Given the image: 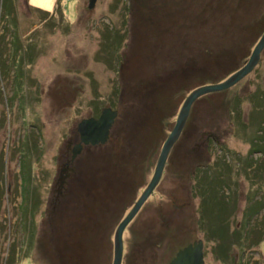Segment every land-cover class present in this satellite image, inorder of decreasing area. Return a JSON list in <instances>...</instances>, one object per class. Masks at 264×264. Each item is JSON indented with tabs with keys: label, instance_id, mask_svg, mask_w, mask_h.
I'll use <instances>...</instances> for the list:
<instances>
[{
	"label": "rangeland",
	"instance_id": "obj_1",
	"mask_svg": "<svg viewBox=\"0 0 264 264\" xmlns=\"http://www.w3.org/2000/svg\"><path fill=\"white\" fill-rule=\"evenodd\" d=\"M26 3L0 0V264H111L184 98L246 62L264 0ZM107 106L109 139L76 156L61 189L67 139ZM121 239L120 264H167L198 239L203 264H264V47L193 101Z\"/></svg>",
	"mask_w": 264,
	"mask_h": 264
},
{
	"label": "water",
	"instance_id": "obj_2",
	"mask_svg": "<svg viewBox=\"0 0 264 264\" xmlns=\"http://www.w3.org/2000/svg\"><path fill=\"white\" fill-rule=\"evenodd\" d=\"M95 0H88V7L91 8L94 5ZM264 47V31L256 44L253 46L248 59L246 62L230 75H228L225 79L215 82L209 83L205 85H199L194 87L184 98L178 112L176 115V119L173 127L168 133L166 139L164 140L160 152L158 154L152 178L149 183L139 195L137 200L134 202L128 213L125 217L120 221L117 225L114 236H113V258L111 264H120L122 257V232L128 222L133 218L139 207L151 193L152 189L155 187L158 182L161 173L163 171V167L169 152V149L176 138L179 136L180 131L185 123L187 115L189 113V109L191 104L195 99L200 97L203 94L220 91L226 89L237 82L241 77L247 74L252 68L256 65L260 52ZM117 116V110L112 109L111 107H104L101 109L99 115L94 117L82 118L78 123V128L81 133L80 135V143H77L73 147V154L78 152L81 147V143L83 144H103L107 141L109 136V130ZM88 132V133H87ZM167 264H203V243L201 239L195 240L187 245L183 246L179 250L176 251L174 256L168 261Z\"/></svg>",
	"mask_w": 264,
	"mask_h": 264
},
{
	"label": "flooded vegetation",
	"instance_id": "obj_3",
	"mask_svg": "<svg viewBox=\"0 0 264 264\" xmlns=\"http://www.w3.org/2000/svg\"><path fill=\"white\" fill-rule=\"evenodd\" d=\"M99 115V114H98ZM98 115L96 116H88V117H94L96 118ZM117 117V116H116ZM87 118V117H86ZM116 119V118H115ZM115 121V120H114ZM79 123V122H78ZM78 123L76 125V128H75V135H76V138L75 140H70V139H67V142H66V151H63L60 153V160H59V173H58V176H57V180H56V184L57 186H59L61 189L64 188V184H65V180H67V178H69L71 176V173L73 172V168L71 167V164L73 163V161L75 160L76 156L79 155L81 153V151L83 149H89V147L91 146H95L97 144H90V143H87V144H83L81 143V147L79 148L78 152L75 154V156L73 157L72 154H73V147L74 145H76L77 143H80V131H79V128H78ZM114 124V122H113ZM112 124V126H113ZM111 126V127H112ZM111 129V128H110ZM88 133V132H87ZM109 134H110V130H109ZM108 139H109V136H108ZM107 139V140H108ZM104 144V143H103ZM60 188L58 189V193H60ZM143 190V189H142ZM153 192V189L151 191V193ZM141 194V193H140ZM139 194V195H140ZM150 195V194H149ZM148 195V196H149ZM139 197V196H138ZM137 197V198H138ZM135 202V201H134ZM133 202V204H134ZM132 204V205H133ZM132 207V206H131ZM130 207V208H131ZM141 207V206H140ZM139 207V208H140ZM139 210V209H138ZM137 210V211H138ZM137 213V212H136ZM135 213V214H136ZM134 217V216H133ZM130 222V221H129ZM128 222V223H129Z\"/></svg>",
	"mask_w": 264,
	"mask_h": 264
},
{
	"label": "crops",
	"instance_id": "obj_4",
	"mask_svg": "<svg viewBox=\"0 0 264 264\" xmlns=\"http://www.w3.org/2000/svg\"><path fill=\"white\" fill-rule=\"evenodd\" d=\"M26 2H27L26 3L27 6L30 7L31 9L32 8H35L38 11H41L42 12V9H40V7H41L40 4L43 2V0H26ZM58 5L60 7V4H58ZM45 13H46V11H45ZM46 14H48V13H46Z\"/></svg>",
	"mask_w": 264,
	"mask_h": 264
},
{
	"label": "trees",
	"instance_id": "obj_5",
	"mask_svg": "<svg viewBox=\"0 0 264 264\" xmlns=\"http://www.w3.org/2000/svg\"><path fill=\"white\" fill-rule=\"evenodd\" d=\"M59 6V5H58ZM209 225H212V224H209ZM213 234H217L218 232H220V231H218L217 229H213ZM223 232H225L224 230H223Z\"/></svg>",
	"mask_w": 264,
	"mask_h": 264
}]
</instances>
